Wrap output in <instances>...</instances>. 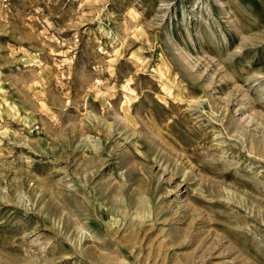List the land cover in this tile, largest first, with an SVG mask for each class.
Listing matches in <instances>:
<instances>
[{
	"label": "rangeland",
	"instance_id": "obj_1",
	"mask_svg": "<svg viewBox=\"0 0 264 264\" xmlns=\"http://www.w3.org/2000/svg\"><path fill=\"white\" fill-rule=\"evenodd\" d=\"M0 264H264V0H0Z\"/></svg>",
	"mask_w": 264,
	"mask_h": 264
}]
</instances>
